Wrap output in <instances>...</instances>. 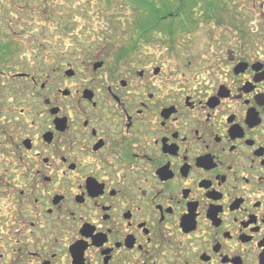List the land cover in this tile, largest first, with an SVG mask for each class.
<instances>
[{"label": "flooded vegetation", "instance_id": "1", "mask_svg": "<svg viewBox=\"0 0 264 264\" xmlns=\"http://www.w3.org/2000/svg\"><path fill=\"white\" fill-rule=\"evenodd\" d=\"M237 1L203 47L148 16L112 64L0 36V264H264V0Z\"/></svg>", "mask_w": 264, "mask_h": 264}, {"label": "rangeland", "instance_id": "2", "mask_svg": "<svg viewBox=\"0 0 264 264\" xmlns=\"http://www.w3.org/2000/svg\"><path fill=\"white\" fill-rule=\"evenodd\" d=\"M192 1L183 0L184 8L190 4L186 10L182 9V4L178 0H166L164 12L169 16L179 11L182 19L191 18L196 20L195 23H203L194 33H186L184 28L181 34L198 37V45L203 47L200 37L207 36L211 29L207 23H222L224 17V14L218 13L217 18L211 19V10H224L227 0H195L196 4H192ZM141 3V1L133 3L131 0H0V36L14 38L18 42L21 48L19 57L21 62L26 63L27 57L31 58L34 53L38 54L32 46L35 44L46 46L47 42L53 41L49 37H68L69 39L64 41L71 45L72 37L86 38L97 35L109 39L107 60L112 64L118 49L126 48L130 37L140 35L142 32L137 23L142 27L151 10L142 7ZM168 19L171 18L167 17L166 20ZM160 21L158 23L166 24L168 35L170 28L175 29L174 25L170 27L168 24L170 22ZM153 22L155 20L149 23ZM152 32L151 34L155 36L166 35L162 32ZM188 45L190 47V44ZM184 52L191 53L190 50Z\"/></svg>", "mask_w": 264, "mask_h": 264}, {"label": "trees", "instance_id": "3", "mask_svg": "<svg viewBox=\"0 0 264 264\" xmlns=\"http://www.w3.org/2000/svg\"><path fill=\"white\" fill-rule=\"evenodd\" d=\"M139 1L142 2L140 4L142 7L145 6V8H150L151 11H150L149 17H150L151 21L155 20V22H153V23H158V21L163 20V17L166 16V13L164 12L165 8H163V7L158 8V5H157L158 0H139ZM193 1L191 2L192 4H194ZM189 7H190V4L188 6H185V8L182 5V9H186V8L189 9Z\"/></svg>", "mask_w": 264, "mask_h": 264}]
</instances>
